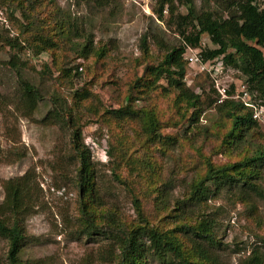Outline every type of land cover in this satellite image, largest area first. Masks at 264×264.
I'll list each match as a JSON object with an SVG mask.
<instances>
[{
    "label": "rangeland",
    "instance_id": "1",
    "mask_svg": "<svg viewBox=\"0 0 264 264\" xmlns=\"http://www.w3.org/2000/svg\"><path fill=\"white\" fill-rule=\"evenodd\" d=\"M157 1L110 0L106 6L82 0H57L78 19L83 34L92 35L96 47L106 48L107 55L97 68L94 57L88 60L77 57L76 45L84 41L82 38H58L57 62L83 64L84 74L80 80L56 81L46 74L41 63L53 62L51 54H42L46 61L41 55L35 60L27 58L31 56L29 52L28 55L20 52L21 62L27 61L19 72L22 79L39 86L45 96L31 118L22 111L19 74L8 65L16 50L0 41L3 62L0 65V205L5 199L3 183L27 171L35 174L42 189L38 206L26 223L28 235L33 239L20 255L23 261L108 264L110 257L106 249L111 241L104 235L81 230L83 193L76 178V167L69 160L70 132L66 126L43 122L54 109L53 101L59 110L74 114L71 91L90 83L100 103L94 102L93 108L88 109L92 103L88 101L77 116L80 124H85L82 140L94 163L92 211L100 226L130 230L147 219L170 229L206 219L214 227L220 251L234 263L255 245L264 247V163L258 167L257 176L250 174L245 179L236 178L233 183L224 184L210 181V191L204 199L186 200L194 179L207 172V162L201 160L203 155L218 166L240 162L264 150V112L260 113L259 128L246 133L240 145L220 147L226 133L220 123L224 118L227 123L231 112L229 106H222L225 101H241L253 115L255 109L262 108V101L257 93L248 90L246 78L238 69L220 60L205 69L199 62H189L188 57L194 56L191 50L201 53L207 46L216 48L207 34L202 35L199 48L186 50L187 69L182 86H171L166 79H161L154 87L134 91L136 100L126 115L111 113L120 108L128 93V83L136 75L140 76L148 63L158 64L169 47L183 43L177 21L169 22V12L164 11L163 20L158 18ZM228 1L193 0L198 12L208 9L224 18L232 11L227 8ZM257 3L264 9V0ZM34 7L29 13L33 19L39 13L44 16L48 12L41 2ZM0 10L3 12L0 11V32L4 36H16L20 25L27 24L26 20L19 12L14 13L16 20H10L13 6L8 0H0ZM179 12L186 14V7L179 6ZM144 37L146 49L141 48ZM223 90H226L224 96ZM182 92L201 97L197 108L190 110V113H201L199 120L189 127L184 124L154 130L155 136L179 137V142L169 149L154 138L148 146L150 128H147L152 116L164 122L175 121L178 110L174 96ZM144 114L148 117L144 118ZM6 252L7 243L0 240V256L4 257Z\"/></svg>",
    "mask_w": 264,
    "mask_h": 264
},
{
    "label": "trees",
    "instance_id": "2",
    "mask_svg": "<svg viewBox=\"0 0 264 264\" xmlns=\"http://www.w3.org/2000/svg\"><path fill=\"white\" fill-rule=\"evenodd\" d=\"M12 6L10 20H16L14 13L19 12L26 25H20L16 36H4L0 32V41L13 50L16 54L8 62L19 74V90L21 91L22 111L25 116L31 118L38 108L39 102L45 96L39 86L22 79L19 73L22 63L19 54L27 52L31 54L28 59L37 60L40 55L47 53L53 56V62H41L46 74L51 75L56 81H64L70 78L80 80L83 77V64L57 62V51L60 43L58 38L76 36L84 41L76 45L77 57L88 60L96 59L98 68L101 61L106 57L107 50L104 47H96L92 35H84L79 29L78 19L73 14L61 7L57 0H8ZM86 2H98L100 5H109L110 0H82ZM42 3L47 9L44 16L42 13L33 19L30 8L35 10L36 3ZM179 6H185L186 14L179 12ZM167 8V9H166ZM227 8L232 10L226 18L216 14L212 10L198 12L193 0H158L156 14L160 20L164 19V11L170 14V20L177 21L180 28V36L183 43L179 47L168 48L158 64L148 63L140 76L136 75L132 83H128L129 89L120 108L111 113L123 117L130 112L135 102L134 91L138 88H150L166 79L171 86L180 87L186 75L184 56L187 48H199L201 37L207 34L216 48L205 47L201 53V61L213 66L218 60L226 66L238 69L246 78L248 90L257 93L261 106L264 107V9L257 0H229ZM32 10V11H33ZM2 12V10H0ZM3 13V12H2ZM18 22V19H17ZM8 32V31H7ZM29 36L25 38L24 35ZM146 37L143 38L142 49H146ZM148 52V50H146ZM75 63V64H73ZM3 62L0 60V65ZM71 64V65H70ZM55 73L58 76H54ZM73 73V74H72ZM131 81V80H129ZM93 85L86 84L80 89L71 91L73 107L68 114L59 110L56 101H53L54 109L51 110L43 122L59 124L69 130L71 135L70 163L76 167L77 181L83 197L81 200V230L88 234L104 235L111 241L106 249L109 255L108 264H264V247L255 245L246 256L237 263L220 251V242L209 220H197L194 223H184L174 228H164L147 219L142 224H135L130 230L115 226H100L98 217L94 214L93 198L95 192L94 163L91 160L90 151L85 147L82 140L85 124H80V108L85 103L92 101L88 109H92L94 102H99L98 95L91 90ZM184 92L174 96V105L177 111L175 121L164 122L152 116L149 134L146 142L148 146L151 139L159 141V145L165 144L166 148L178 143L179 137L172 135L153 134L154 130L180 125H192L197 123L201 113L191 112L200 104L199 95H184ZM230 107L227 123L222 119L221 129L226 130L223 135L221 148H230L235 144L240 145L246 133L259 128V123L253 118V111L248 109L241 101L227 100L222 105ZM97 115L98 110H95ZM142 113V112H141ZM143 116V115H142ZM144 118L148 114H144ZM184 125V126H185ZM186 127V128H188ZM185 128V129H186ZM202 161L207 162V172L203 176H197L192 182L188 201H201L210 191L209 183L228 182L234 179H245L248 175H256L257 169L264 163V150H259L254 156L246 157L234 164L215 166L211 158L203 155ZM5 199L0 205V240L6 241L7 252L4 257L0 256V264H46V260L23 261L21 253L25 246L33 239L27 232V220L36 210L40 201L42 189L36 181L33 172L27 171L23 176L6 180L3 183Z\"/></svg>",
    "mask_w": 264,
    "mask_h": 264
},
{
    "label": "built area",
    "instance_id": "3",
    "mask_svg": "<svg viewBox=\"0 0 264 264\" xmlns=\"http://www.w3.org/2000/svg\"><path fill=\"white\" fill-rule=\"evenodd\" d=\"M0 14H1V13H0ZM0 19H1V17H0ZM191 51H192V54L194 53V56L191 55V56L188 57L189 62H199L200 65L202 66V69H205L206 67H213V66H210L209 63H206V64H205L204 62L201 61L199 50H197V51H195V52H193V50H191ZM41 56H43V58L47 61L46 56H44V55H41ZM47 57H48V56H47ZM225 94H226V90H223L222 95L224 96ZM247 106H248V105H247ZM248 107H249V106H248ZM263 112H264V108H263V107L260 108L259 110H258V109H255V114L253 115V118H254L255 120H257V121H260V120H261L260 113H263Z\"/></svg>",
    "mask_w": 264,
    "mask_h": 264
},
{
    "label": "clouds",
    "instance_id": "4",
    "mask_svg": "<svg viewBox=\"0 0 264 264\" xmlns=\"http://www.w3.org/2000/svg\"><path fill=\"white\" fill-rule=\"evenodd\" d=\"M263 107V106H262ZM264 108V107H263Z\"/></svg>",
    "mask_w": 264,
    "mask_h": 264
}]
</instances>
